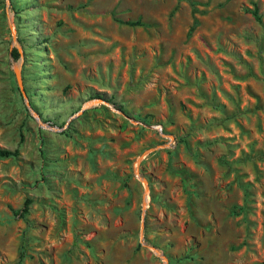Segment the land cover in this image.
Segmentation results:
<instances>
[{"label": "rangeland", "instance_id": "rangeland-1", "mask_svg": "<svg viewBox=\"0 0 264 264\" xmlns=\"http://www.w3.org/2000/svg\"><path fill=\"white\" fill-rule=\"evenodd\" d=\"M0 149V264H264V0H0Z\"/></svg>", "mask_w": 264, "mask_h": 264}, {"label": "trees", "instance_id": "trees-1", "mask_svg": "<svg viewBox=\"0 0 264 264\" xmlns=\"http://www.w3.org/2000/svg\"><path fill=\"white\" fill-rule=\"evenodd\" d=\"M248 11L254 16V18L258 22L261 21V16H260L259 11L257 9H255V10H248ZM140 23L141 22L138 21V22H129L128 24L131 25V26H137V25H141ZM14 53H15V55L17 57L19 56L18 51L16 49L14 50ZM18 155H19L18 150L11 151V150H8V149H0V159L16 158V157H18ZM32 203L33 202H32L31 199H27L25 201L22 210L18 213L22 218H25L26 215L29 213L30 206H31Z\"/></svg>", "mask_w": 264, "mask_h": 264}, {"label": "water", "instance_id": "water-1", "mask_svg": "<svg viewBox=\"0 0 264 264\" xmlns=\"http://www.w3.org/2000/svg\"><path fill=\"white\" fill-rule=\"evenodd\" d=\"M16 74H17V77H18V79H19V77H20V69H17V70H16ZM21 89H22V91H23V94H25L22 85H21ZM99 102H102V100H100Z\"/></svg>", "mask_w": 264, "mask_h": 264}, {"label": "built area", "instance_id": "built-area-1", "mask_svg": "<svg viewBox=\"0 0 264 264\" xmlns=\"http://www.w3.org/2000/svg\"><path fill=\"white\" fill-rule=\"evenodd\" d=\"M157 129H158V131L162 134L163 129H162L161 127L157 128Z\"/></svg>", "mask_w": 264, "mask_h": 264}]
</instances>
